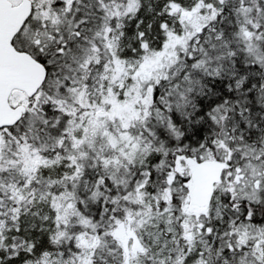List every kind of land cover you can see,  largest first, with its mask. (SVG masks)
<instances>
[{
    "label": "snow or ice",
    "instance_id": "6c2138e0",
    "mask_svg": "<svg viewBox=\"0 0 264 264\" xmlns=\"http://www.w3.org/2000/svg\"><path fill=\"white\" fill-rule=\"evenodd\" d=\"M0 264H264V0H0Z\"/></svg>",
    "mask_w": 264,
    "mask_h": 264
}]
</instances>
